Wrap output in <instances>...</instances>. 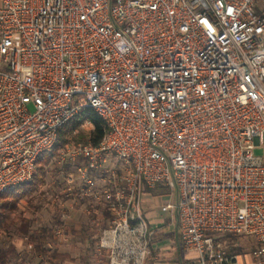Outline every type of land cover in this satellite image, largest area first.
Listing matches in <instances>:
<instances>
[{
  "label": "built area",
  "instance_id": "built-area-1",
  "mask_svg": "<svg viewBox=\"0 0 264 264\" xmlns=\"http://www.w3.org/2000/svg\"><path fill=\"white\" fill-rule=\"evenodd\" d=\"M86 108L104 135L58 164H73L66 197L110 214L107 264H147L140 198L161 186L196 252L183 264H240L229 236H252L264 264V0H0V195Z\"/></svg>",
  "mask_w": 264,
  "mask_h": 264
},
{
  "label": "rangeland",
  "instance_id": "rangeland-1",
  "mask_svg": "<svg viewBox=\"0 0 264 264\" xmlns=\"http://www.w3.org/2000/svg\"><path fill=\"white\" fill-rule=\"evenodd\" d=\"M91 125L85 120L80 121L77 127L74 129L71 135V140L66 145H72L77 142H83L82 138H86L89 135ZM254 154L264 157V147H257L253 149ZM60 158H54L52 164L49 165L47 174L45 176V183L35 191L31 197L23 199L19 203V209L22 211L23 216L31 220L30 231H33L39 226H59L62 225L65 228L69 222L71 223H88L92 221L94 217H98L99 226L94 228L93 237H97L104 227V220L100 217L98 212L89 211L86 212L84 207H90V202L84 203L81 200L78 203L71 201V197H66L63 188V178L67 172L73 169V164L69 163L68 168L64 170L63 165L58 164ZM101 184V182H100ZM162 188V189H160ZM170 192L165 187H157L153 190H144L141 193V209H153L159 211L160 206L166 203L170 199ZM93 208V207H90ZM81 212H84L81 214ZM98 213V214H97ZM87 214V215H86ZM92 223V222H91ZM101 226V227H100ZM93 227V226H92ZM100 227V229H98ZM69 239H75L71 231H67ZM2 244H7L8 241L13 242L16 247H27L29 241L26 236H21L14 231H11L8 235L2 234ZM228 245L238 246L239 252L247 254L251 245L256 241L252 236H229L225 238Z\"/></svg>",
  "mask_w": 264,
  "mask_h": 264
},
{
  "label": "crops",
  "instance_id": "crops-1",
  "mask_svg": "<svg viewBox=\"0 0 264 264\" xmlns=\"http://www.w3.org/2000/svg\"><path fill=\"white\" fill-rule=\"evenodd\" d=\"M112 161L113 158L111 156L108 157L106 166L110 165ZM91 206L93 207L94 205L92 204ZM141 210L146 219L148 230L152 233L150 257L147 260V264H183L185 261L196 257L195 251L188 250L183 246L179 226L168 212L162 211L160 208L159 211L153 209ZM98 213L103 219L101 208ZM99 222L101 223V221ZM99 222L97 224L91 223L93 227L90 225L88 229L87 222L82 224L69 222L65 231L67 239L63 242L51 239L47 245L50 251L56 249L63 253L61 256H54L50 253L44 256L35 255L26 246L19 248L21 245H18L17 258L8 264H107L105 252L97 249V237H93L94 228L96 229L99 226ZM68 230L71 231L75 239H69ZM233 246L230 245L229 249ZM255 246L256 243L251 245L247 254L241 255L238 252H234L237 254L240 264H254L251 252ZM234 247L239 248L238 246Z\"/></svg>",
  "mask_w": 264,
  "mask_h": 264
},
{
  "label": "trees",
  "instance_id": "trees-1",
  "mask_svg": "<svg viewBox=\"0 0 264 264\" xmlns=\"http://www.w3.org/2000/svg\"><path fill=\"white\" fill-rule=\"evenodd\" d=\"M82 120L91 125L88 137L82 138V141L90 140L93 144H96L104 135V123L93 110L86 108L82 113L59 129L53 149L50 152L42 153L38 157L32 179L28 183L21 184L15 189L0 195V264H8L18 256L17 247L13 242L8 241L7 244H2L1 242V235L4 233L8 235L11 231L23 237L26 236L32 245L31 252L35 255L44 256L47 253L54 256L63 255V253L56 249L50 251V248L47 246L48 242L53 239V231L56 226H39L30 231L31 220L23 216L22 211L19 209V203L23 199L31 197L45 183V176L49 165L52 164L54 158L58 157V151L70 142L72 132ZM68 164V162H64V170L68 168ZM100 208L101 215L105 219L102 223H104V226H107L110 214L104 206ZM88 221L87 229L91 225L90 220ZM239 250L240 248L230 247L231 252H239Z\"/></svg>",
  "mask_w": 264,
  "mask_h": 264
}]
</instances>
